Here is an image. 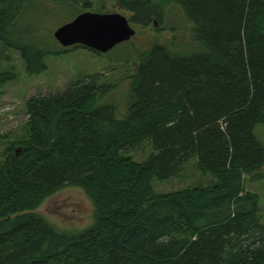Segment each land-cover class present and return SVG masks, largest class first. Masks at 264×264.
I'll list each match as a JSON object with an SVG mask.
<instances>
[{"label":"trees","instance_id":"1","mask_svg":"<svg viewBox=\"0 0 264 264\" xmlns=\"http://www.w3.org/2000/svg\"><path fill=\"white\" fill-rule=\"evenodd\" d=\"M35 1L91 0H0V53L18 51L29 75L59 53L20 34ZM113 1L142 27L181 7L198 47L139 52L125 110L94 79L26 101L27 135L0 162V264H264L260 197L245 189L246 177L263 179L264 0ZM15 79L0 71V88ZM147 139V160L125 155ZM192 157L214 183L153 190V178L175 177ZM71 186L92 201L94 222L61 230L36 210Z\"/></svg>","mask_w":264,"mask_h":264},{"label":"rangeland","instance_id":"2","mask_svg":"<svg viewBox=\"0 0 264 264\" xmlns=\"http://www.w3.org/2000/svg\"><path fill=\"white\" fill-rule=\"evenodd\" d=\"M83 11L128 13L113 0H91L90 5L79 9L68 2L35 1L26 4L19 17L18 29L25 38L33 39L36 45L58 54L45 56L46 69L29 75L18 51L7 50L0 56V71L12 70L16 79L0 88V162L6 147L24 140L27 135L26 101L38 95L61 92L74 83L97 80L112 86L105 98L116 102L120 109H126L129 92V76L138 65V53L149 49L154 43L169 44L184 54L198 47L191 41V27L181 7L167 6L163 11L161 23L148 27L132 24L136 34L126 42L116 45L107 53L101 54L84 47H62L53 37L55 30L70 22ZM256 138L264 144V124L255 128ZM19 149V148H17ZM154 150L150 140H145L125 155L134 161L147 160ZM261 180L251 181L246 177L245 189L257 192L260 197V216L264 222V166ZM215 182L210 173L199 169L197 157L189 159L180 172L172 178L159 180L153 178L151 185L158 194H165L184 188L207 186ZM50 223L61 230H79L94 222V206L90 198L79 187H65L54 192L36 210Z\"/></svg>","mask_w":264,"mask_h":264},{"label":"water","instance_id":"3","mask_svg":"<svg viewBox=\"0 0 264 264\" xmlns=\"http://www.w3.org/2000/svg\"><path fill=\"white\" fill-rule=\"evenodd\" d=\"M135 34L129 19L121 13L83 11L58 27L53 37L64 48L81 45L104 54Z\"/></svg>","mask_w":264,"mask_h":264},{"label":"flooded vegetation","instance_id":"4","mask_svg":"<svg viewBox=\"0 0 264 264\" xmlns=\"http://www.w3.org/2000/svg\"><path fill=\"white\" fill-rule=\"evenodd\" d=\"M75 46L77 47V46H81V45H74V46H71V47H75ZM69 48H70V47H69ZM90 50H91V49H90Z\"/></svg>","mask_w":264,"mask_h":264}]
</instances>
